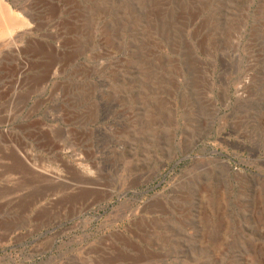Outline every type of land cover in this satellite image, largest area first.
<instances>
[{"label": "rangeland", "instance_id": "rangeland-1", "mask_svg": "<svg viewBox=\"0 0 264 264\" xmlns=\"http://www.w3.org/2000/svg\"><path fill=\"white\" fill-rule=\"evenodd\" d=\"M4 2L0 264H264V0Z\"/></svg>", "mask_w": 264, "mask_h": 264}, {"label": "bare ground", "instance_id": "bare-ground-1", "mask_svg": "<svg viewBox=\"0 0 264 264\" xmlns=\"http://www.w3.org/2000/svg\"><path fill=\"white\" fill-rule=\"evenodd\" d=\"M17 2V1H16ZM15 2V3H16ZM19 4V3H18ZM15 7V5H14ZM31 8V6H30ZM14 9V8H13ZM33 9V7H32ZM18 10V9H17ZM27 10V9H26ZM36 13V12H35ZM35 14H30V13H27V12H23L22 11V14L19 15V14H15L13 13V11L9 8L8 5L5 4L4 0H0V40H7L9 38H11L14 33L19 30L21 31V34L24 35V38L25 36H28V42H33L32 40V35L33 33L36 31H39L38 28H39V24L36 22L35 20ZM38 18V17H37ZM41 24V23H40ZM37 35V34H36ZM13 39V38H12ZM25 41V40H24ZM1 42V41H0ZM5 42V41H4ZM35 42V43H34ZM33 44H34V47L35 49H32L33 51H35V54L37 56L40 55L42 49H44L43 51H48V53L50 52H56L58 53L59 49L52 46L49 42H45L44 44L40 43V41L38 40H34ZM27 43V42H26ZM32 44V43H31ZM27 46V45H26ZM10 47V45H9ZM42 47V49H41ZM8 48V47H7ZM15 48V47H14ZM21 50V49H20ZM22 53V52H21ZM17 58V57H16ZM7 60H8V57H7ZM10 60V59H9ZM11 61V60H10ZM24 61H26L24 59ZM17 62V60H16ZM47 63V62H46ZM28 64V63H27ZM48 64V63H47ZM43 65V69L40 70L41 72L35 74V78H33L35 81H36V84L39 85L41 84L40 81H43L39 76L40 75H49L50 73V66L49 65ZM52 64V63H51ZM20 65V64H19ZM26 65V64H25ZM24 65V66H25ZM53 65V64H52ZM22 66V70L23 71H18L20 72V76H19V84H23L24 82H29L32 78L30 77H27V78H24V76L26 75L27 71L29 68L27 67H30V66ZM18 67V66H17ZM53 67V66H52ZM39 69V68H38ZM17 71V70H16ZM17 72V74H18ZM27 80V81H25ZM29 80V81H28ZM1 87V86H0ZM8 90V89H7ZM9 90H12V87L9 88ZM9 90L7 91V93L9 92Z\"/></svg>", "mask_w": 264, "mask_h": 264}]
</instances>
